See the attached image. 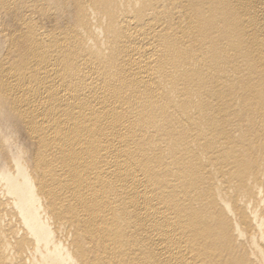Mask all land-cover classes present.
Returning a JSON list of instances; mask_svg holds the SVG:
<instances>
[{
  "label": "bare ground",
  "instance_id": "1",
  "mask_svg": "<svg viewBox=\"0 0 264 264\" xmlns=\"http://www.w3.org/2000/svg\"><path fill=\"white\" fill-rule=\"evenodd\" d=\"M0 264H264V0H0Z\"/></svg>",
  "mask_w": 264,
  "mask_h": 264
}]
</instances>
